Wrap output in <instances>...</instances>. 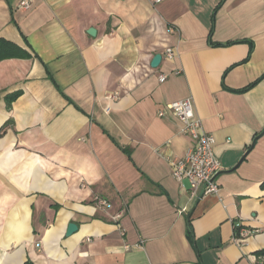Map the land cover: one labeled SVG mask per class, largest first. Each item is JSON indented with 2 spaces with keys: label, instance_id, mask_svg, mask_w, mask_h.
<instances>
[{
  "label": "crops",
  "instance_id": "1",
  "mask_svg": "<svg viewBox=\"0 0 264 264\" xmlns=\"http://www.w3.org/2000/svg\"><path fill=\"white\" fill-rule=\"evenodd\" d=\"M23 1L0 0L28 55L0 62V264H264V0ZM186 98L218 196L172 175L192 140L158 113Z\"/></svg>",
  "mask_w": 264,
  "mask_h": 264
},
{
  "label": "built area",
  "instance_id": "2",
  "mask_svg": "<svg viewBox=\"0 0 264 264\" xmlns=\"http://www.w3.org/2000/svg\"><path fill=\"white\" fill-rule=\"evenodd\" d=\"M162 0H153L160 3ZM24 8H30L29 1L21 3ZM165 56L168 60H174L175 50L167 48ZM161 83L167 80V76L159 77ZM173 114L181 124V133L192 140V146L181 158H168L174 179L184 184L187 182L191 197L199 200L204 196L219 195L220 188L217 183L222 168L219 159L215 155L216 139L214 135L207 133L202 120L197 117L192 98H186L167 105L159 111L158 116L163 118ZM184 186V185H183ZM97 204L101 207H109L106 200H99ZM122 214L113 217L119 223ZM254 234L252 230L244 227H236L234 231V242L245 246L249 237ZM264 262V256L260 257Z\"/></svg>",
  "mask_w": 264,
  "mask_h": 264
},
{
  "label": "trees",
  "instance_id": "3",
  "mask_svg": "<svg viewBox=\"0 0 264 264\" xmlns=\"http://www.w3.org/2000/svg\"><path fill=\"white\" fill-rule=\"evenodd\" d=\"M25 58L28 57V55H26L25 51H23L22 49H20L19 47H17L16 45L5 41L3 39H0V62L3 60H7V59H12V58ZM19 93L12 95V96H8L7 102H8V108L10 109L12 106V103L18 98ZM257 256L260 258L262 256H264V251H261L257 254ZM24 264H33L32 262L28 261Z\"/></svg>",
  "mask_w": 264,
  "mask_h": 264
},
{
  "label": "water",
  "instance_id": "4",
  "mask_svg": "<svg viewBox=\"0 0 264 264\" xmlns=\"http://www.w3.org/2000/svg\"><path fill=\"white\" fill-rule=\"evenodd\" d=\"M90 34L95 36L94 30H90ZM161 62H162V56L156 55L152 60V67L158 68L160 66ZM77 230H78V227L75 224H70L68 227V231H67V237H70L73 234H75L77 232Z\"/></svg>",
  "mask_w": 264,
  "mask_h": 264
}]
</instances>
